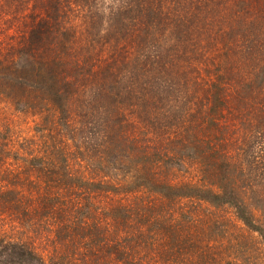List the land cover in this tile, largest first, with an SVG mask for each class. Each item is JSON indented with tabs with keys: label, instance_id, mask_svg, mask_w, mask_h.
I'll use <instances>...</instances> for the list:
<instances>
[{
	"label": "trees",
	"instance_id": "obj_1",
	"mask_svg": "<svg viewBox=\"0 0 264 264\" xmlns=\"http://www.w3.org/2000/svg\"><path fill=\"white\" fill-rule=\"evenodd\" d=\"M260 243L264 0H0V264Z\"/></svg>",
	"mask_w": 264,
	"mask_h": 264
},
{
	"label": "rangeland",
	"instance_id": "obj_2",
	"mask_svg": "<svg viewBox=\"0 0 264 264\" xmlns=\"http://www.w3.org/2000/svg\"><path fill=\"white\" fill-rule=\"evenodd\" d=\"M22 122H27V125H31V122L27 118ZM238 255L239 259L235 264H264V243H260L259 246L248 247L245 254L242 252L241 256L240 254ZM157 264H166V262L159 260Z\"/></svg>",
	"mask_w": 264,
	"mask_h": 264
}]
</instances>
